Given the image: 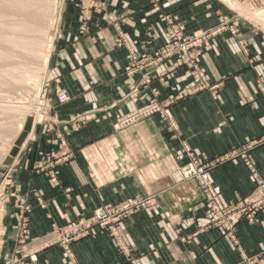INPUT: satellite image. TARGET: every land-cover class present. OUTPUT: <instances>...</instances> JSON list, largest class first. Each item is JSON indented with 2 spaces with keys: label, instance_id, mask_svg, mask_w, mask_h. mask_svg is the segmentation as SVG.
Wrapping results in <instances>:
<instances>
[{
  "label": "crops",
  "instance_id": "1",
  "mask_svg": "<svg viewBox=\"0 0 264 264\" xmlns=\"http://www.w3.org/2000/svg\"><path fill=\"white\" fill-rule=\"evenodd\" d=\"M108 8L109 14L126 18L124 29L136 41L140 59L151 60L170 28L162 16L192 35L217 24L220 5L217 0H162L157 12L149 0H109ZM76 14V9L66 10L67 19ZM96 21L100 26L91 25L85 33L64 21L51 58L49 93L66 90L71 100L55 103L51 112L65 146L52 134L53 145L46 147L56 158H67L44 175L23 170L14 178L29 204L31 247L54 238L53 224L62 227L98 207L148 195L155 205L117 226L122 246L140 264H264V211L254 222H239L233 235L214 226L202 190L182 175L180 147L183 140L204 161L222 160L212 176L224 205L244 201L256 187L240 155L250 158L258 179L264 180V143L256 145L264 136V33L241 23L239 38L223 34L214 38L211 50H202L199 65L220 86L215 96L209 91L187 95L192 79L183 67L170 80L159 81L166 69L158 63L146 69L151 83L131 98L141 76L126 80L127 50L116 47L113 27L100 17ZM154 89L163 104L180 97L169 109L178 138L172 139L167 123L158 118L114 132V114L150 100ZM85 114L92 116L81 120ZM34 157L32 164L38 160ZM119 248L116 237L97 227L72 245L71 254L55 245L38 258L41 264H130Z\"/></svg>",
  "mask_w": 264,
  "mask_h": 264
},
{
  "label": "rangeland",
  "instance_id": "2",
  "mask_svg": "<svg viewBox=\"0 0 264 264\" xmlns=\"http://www.w3.org/2000/svg\"><path fill=\"white\" fill-rule=\"evenodd\" d=\"M149 1L151 2L152 6L156 10L157 5L153 4L152 0H149ZM83 2L84 0H57V8L54 14V21L53 20L51 21V17H50L48 21L46 22L47 23L46 30H49L48 28L52 26L53 36H54L53 48H52V52L50 54V58L48 61L47 70L44 73V71L40 69L41 64H42L40 59L34 60L33 63L29 66V68H31L32 71L39 73L40 82L38 83L39 84L42 83L41 92L39 94V103H40L39 119L36 118L37 115L31 114L30 111L29 113L27 112V116H26L25 111L24 113L16 112V111H8L6 113V112H3L2 110L0 111V123H4V122L9 123V126H8L9 129L3 130L0 135V148L1 149L4 148V151L7 150L8 148L6 146L8 145V142L3 144L4 139L2 137H5L4 135H6L4 131L9 130L7 134L9 137L7 136L6 138L7 140L10 139V136L14 138V140L9 146L8 151L1 152L0 150V217H1L0 219V264H41L39 263V258H38L39 254L47 247L59 245V244L53 245L52 244L53 239H52L49 242H44L42 245L39 244V246H35L33 248L31 247V243L33 239L31 238L30 227H28V224H30V220H29L30 216H29V208H28L29 204H28L27 198L19 194L14 178L18 173H20L23 170H28V171L30 170L38 176L44 175L50 170L52 165L58 164L62 162L65 158H67V155L65 156L62 155V156H59L60 158L59 157L56 158V153L47 151L48 149L46 147L48 145H53L52 144L53 142L52 134L58 137L59 144L61 147H64L66 144L65 139L60 138L61 136H63L62 133H60L59 130L56 129L54 126L55 124L52 120L51 112H52V108L55 105V103L57 104V106H63V105L68 104L71 98L68 96L69 101L61 104L57 100V97L59 96V94L64 93V92L68 94L66 90H61L59 92L51 93V95L49 93L50 82L52 78V73L50 71L52 70L51 69V58L53 57V54H54V46H55L56 41L59 40L60 34L63 35V31L61 32L62 30L61 27H62L63 22L66 21L68 25L78 24V26L75 27L74 29L72 28L70 29L85 33V32L90 31L91 25L96 26V27L100 26L96 21L100 17L104 20V23L105 25H107V27H113L117 35L118 33H121V32L128 34V32H126L124 29L125 28L124 26L126 24L125 22L126 18L124 16L117 15L118 20L116 21V23L115 24L109 23L108 16H106L109 13V8H108L109 0H87L86 2L89 5H91L90 10L82 6ZM217 2L220 5V10L217 13V19H218L217 24L211 29L205 31L209 33L204 34L200 38H196L194 36L195 33L192 35H186L177 23H175L174 21H170L169 18L167 19V16L166 17L162 16L161 22L166 23L167 26L170 24V28L168 29L166 28L167 39L165 43L160 46L159 49L161 50L167 44H169V40L172 35L179 34L180 36H183V39L179 43L181 45H184L188 49L189 55H192V54L197 55V53H199L201 56L203 49L211 50L213 48L212 41L214 40V38L218 36H221L223 34H229L231 35V37L239 38L242 34L241 33V23L250 25L253 28L257 29L259 32L264 33V5L258 2V0H235L234 3L238 4V6L236 7H233L230 4L225 3L223 0H217ZM158 4L160 7V11H161L162 0H159ZM67 9H70V10L76 9L77 14L75 15L76 16L75 19H67V16H66ZM65 16H66V20H65ZM173 27L177 28V31L172 30L171 28ZM220 28L224 31L221 33L219 32L216 33L215 31L219 30ZM236 28L239 30V34L237 33L236 35H233V30H235ZM197 33H198L197 35H199L201 32H197ZM188 36H191V37H188ZM131 40L133 41L132 42L133 45L137 47L136 41H134L133 38H131ZM152 57L154 58L151 60H148V59H144V61L139 60V63L137 65L135 64L134 70L132 71H130L132 67L131 66L129 67V64L127 62V66H126L125 73H124V77L126 78V80H132L138 75L141 76V81L137 83L132 90V94L130 95L131 98L134 97L133 94L138 93L141 88H145L147 85L151 83L150 73L146 72V69L149 67L155 66L158 63L163 64L166 69V72L161 74L159 77V81L161 82L170 80L174 71L177 68H182V67L188 71L190 78L192 79L191 75L194 74V68L187 63L179 64L178 59L175 56H169V55L163 54L160 60H157L155 55ZM170 61H173V63L172 62L170 63ZM199 69L200 71L204 72L202 68L200 67V65H199ZM32 84L33 83H30L26 85L24 88L19 87V85L7 86V87L5 86L6 88L4 86L0 87V105L4 104L2 102V99L5 96L9 95L7 99L10 98L14 92H17L18 88L24 89L25 92L24 91L23 92L20 91V92L24 93V95L26 94L24 96L26 98L27 95L29 96L30 94L33 93L31 88H35V87H33ZM8 87H12V88L15 87V90L10 91ZM4 90L6 92H4ZM204 91L212 92L213 96H215L218 92V91L214 92L208 89H204L199 92H204ZM155 92H156L155 89L152 90V93L154 96L150 100L144 102L143 104L138 105L135 109L131 111H135L138 108L141 109V108L154 107L155 103H152V100H156L157 101L156 104L163 106L164 104L157 100L159 93L155 95ZM199 92L194 91L193 88L191 87V90L188 92L187 95L195 94ZM178 99H180V97L176 98V100ZM175 101H172V103L167 107V110H165V113H166L165 115L168 116V118H171V120L173 118L171 117L169 113V109ZM33 107H35L34 104H33ZM29 108L31 110L32 106H30ZM119 114L121 113L114 114L112 118L113 124H115V122L117 123L116 116H118ZM165 115H163L162 112L155 113L153 116L144 119L138 124L145 122V121L154 120L156 118L167 123L168 120L166 119ZM91 116L92 114H87V115L85 114L84 119L82 118L81 120H85V119L87 120L91 118ZM21 124L23 125V128L19 130L18 127ZM113 130L114 132L124 131V130L118 131V130H115L114 128ZM39 131H40V134H37ZM167 132L170 135V137L173 139L171 132H169L168 130ZM38 138H40L41 140L39 141ZM35 144H38L40 146L38 151L37 150L35 151L33 149L35 147ZM34 156H37L38 160L32 164L31 160L36 159ZM182 170H183V167L181 168V172ZM210 173H211V178L213 180V184L216 187L213 176H212V170ZM53 175L54 174L50 175L52 182H54V180L52 179ZM189 181H194V180H189ZM194 182H196L198 186L200 187L198 180L197 181L195 180ZM200 189L202 190L201 187ZM203 196H204V204H205L206 212L208 213L210 221L214 225V223H216L218 220L217 213H214L213 211L211 212L210 210L211 207L209 208L205 202V199L207 197L204 195V193H203ZM35 197L39 205L44 208L45 204L43 203L42 198L39 195L38 196L35 195ZM141 198H144V197H141ZM146 198H148L149 200L155 201L153 196L147 195ZM222 205L225 207H231L230 205H224L223 202H222ZM58 227L60 226H58L57 224H53L54 237H56V233L54 232V230H56V228ZM62 227L63 228L67 227V225L62 226ZM216 227L222 229L221 227H218V226ZM102 230L109 233L113 237H116L118 240V243L122 242V240L118 239L119 233L117 232V229H116V236L115 234L114 235L111 234L110 231H107L105 229H102ZM79 241H76V242H79ZM74 243H72L69 246V250H66L63 247L64 251L68 254L69 253L71 254V248ZM120 251L123 252L121 249Z\"/></svg>",
  "mask_w": 264,
  "mask_h": 264
},
{
  "label": "built area",
  "instance_id": "3",
  "mask_svg": "<svg viewBox=\"0 0 264 264\" xmlns=\"http://www.w3.org/2000/svg\"><path fill=\"white\" fill-rule=\"evenodd\" d=\"M86 1L87 0H84L82 6L90 10L91 5H89ZM158 2L159 0H152V3L157 5L156 11H160ZM258 2L264 5V0H258ZM106 16H108L110 24H115L118 20L117 15L114 13H108ZM171 29L177 31V28L173 27ZM223 31L224 30L220 28L215 32L221 33ZM207 33L209 32H201L199 35H197L198 33H195L194 36L196 38H200ZM237 33L239 34V30L236 28L233 30V35H236ZM182 39L183 36H180L179 34L172 35L169 40V44H167L161 50L158 49L156 51L155 56L157 60H160L163 54L175 56L178 59L179 64L187 63L194 68V74L191 75L192 88L194 91L199 92L204 89H208L217 92L220 86L211 84L207 75L199 69L198 60L200 54L197 53V55H194L191 53L192 55H189L188 49L179 43ZM132 42L133 41L131 40L129 34L121 32L117 35L116 33V47L127 50V62L129 67H132L130 71L134 70V66L135 64L137 65L139 63V60L144 61V59H140L139 52ZM157 93L158 92L156 91L155 95H157ZM57 100L61 104L68 102V94L66 92L59 94ZM156 102V100H152V103H155V106L152 108H138L135 111H131L126 114H119L116 116L117 123L115 122V124H113V128L115 130L122 131L135 126L144 119L153 116L155 113L162 112V114L165 115V110H167V107L172 103V101H170L162 106L156 104ZM166 119L169 122H167V130L171 132L173 139L178 138L176 135L178 126L173 121V119L171 120V118H168V116H166ZM262 143H264V136L262 137L261 141L257 142L256 145H260ZM180 147L182 160H184V166L182 170L183 177L186 180L199 181L200 187L202 188L204 195L207 197L205 199L207 206L209 208L211 207V212L213 211L214 213H217L218 220L216 223H214V225L221 227L225 232L233 235L239 222H254L258 214L264 211V180L258 179L257 170L254 166V163L246 154L240 155L239 158L243 160L244 166L256 179V187L244 201L235 205H230L231 207H225L222 205L219 193L213 184L210 173L211 170L216 166V163H219L222 160L218 158L214 163H208L204 161L191 148V146L183 140H180ZM52 179L55 183H59V180L55 175L52 176ZM153 202L154 201L149 200L148 198H141L138 196L114 206H101L95 209L88 217H82L74 223L67 225V227L56 228V230H54L56 237L53 238L52 244L62 245V247H64L66 250H69V246L72 243L90 236L97 227L110 231L111 234H115L116 236L117 225L123 221V219L141 212L148 206L155 205ZM119 246L124 252L125 257L130 261V264H140L137 256H134L130 251L122 246V242H119Z\"/></svg>",
  "mask_w": 264,
  "mask_h": 264
},
{
  "label": "bare ground",
  "instance_id": "4",
  "mask_svg": "<svg viewBox=\"0 0 264 264\" xmlns=\"http://www.w3.org/2000/svg\"><path fill=\"white\" fill-rule=\"evenodd\" d=\"M223 1L233 7L238 6L234 3L235 0ZM56 8L57 0H0V87L19 85L24 88L30 83H33L32 85L35 87H30L33 95H27L26 98L24 97L26 94L22 93L24 89L20 88L8 98L10 101L7 99L9 95L5 96L2 99L4 104L0 105V111L6 113L8 111L24 113L25 111L26 116L30 111L39 119V94L42 83H38L40 82L39 73L32 71L29 66L34 60L40 59L42 63L40 69L44 73L47 70L54 36L52 26L46 30V22L50 17L51 21H54ZM8 89L15 90V87H8ZM4 92L6 91L4 90ZM30 106H32L31 110ZM8 126L9 123H0V135L3 130L9 129ZM18 128L21 130L23 125H19ZM8 131H4L6 135L2 137L3 144L8 142L6 145L8 148L5 151H8L14 140L12 136L9 140L6 139ZM0 150L5 152L4 148H0Z\"/></svg>",
  "mask_w": 264,
  "mask_h": 264
}]
</instances>
